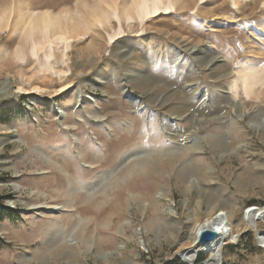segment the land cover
Listing matches in <instances>:
<instances>
[{
  "label": "rangeland",
  "instance_id": "374dc122",
  "mask_svg": "<svg viewBox=\"0 0 264 264\" xmlns=\"http://www.w3.org/2000/svg\"><path fill=\"white\" fill-rule=\"evenodd\" d=\"M157 2L0 0V264H188L200 194L264 204V0ZM178 142L198 175L145 154Z\"/></svg>",
  "mask_w": 264,
  "mask_h": 264
},
{
  "label": "bare ground",
  "instance_id": "6f19581e",
  "mask_svg": "<svg viewBox=\"0 0 264 264\" xmlns=\"http://www.w3.org/2000/svg\"><path fill=\"white\" fill-rule=\"evenodd\" d=\"M160 1L161 0H158L156 5L152 6L151 4L150 7H143L144 11L142 13V18L157 15L161 11L163 6ZM8 130V126L0 125L1 132H7ZM4 142L5 141L3 140L0 141V151L3 149ZM232 145L233 143H228L225 145V148L231 147ZM195 146L197 147L195 143L188 144L178 142L175 145L167 147H150L151 149H147L145 151V154L149 155V158H151L155 162L161 160L164 155H170L169 158L172 160H181V165L180 168H178L177 173L181 178L188 179L190 178V176L198 175L201 172V167L195 163V159L186 161L187 158L185 157L187 156V152ZM184 157L185 159H183ZM254 176L255 175H253V177ZM77 182L79 181L77 180ZM193 183L190 185V187L193 185ZM0 186H2L1 183ZM220 192L212 191L210 193L205 210L203 209V194H200V199L198 200V202L195 204L193 209L187 213V238L180 243L177 251L181 252L182 256L185 258V261L188 264H196L197 259L199 258L201 253L206 254V259L203 264H223L225 247L234 242H238L242 233L245 231H254L258 235L257 240L259 244L264 247V204L245 205L233 200H227L225 196H223ZM246 208L248 209L246 210ZM176 210L179 211L178 206H176ZM177 221L179 222V220ZM204 227L217 229L220 232V236L214 241L196 246L195 241L198 236V230Z\"/></svg>",
  "mask_w": 264,
  "mask_h": 264
},
{
  "label": "water",
  "instance_id": "95a60500",
  "mask_svg": "<svg viewBox=\"0 0 264 264\" xmlns=\"http://www.w3.org/2000/svg\"><path fill=\"white\" fill-rule=\"evenodd\" d=\"M220 232L215 228L204 227L198 230V236L195 241V245H201L218 239ZM221 254V252H220ZM181 256V255H180Z\"/></svg>",
  "mask_w": 264,
  "mask_h": 264
},
{
  "label": "trees",
  "instance_id": "16d2710c",
  "mask_svg": "<svg viewBox=\"0 0 264 264\" xmlns=\"http://www.w3.org/2000/svg\"><path fill=\"white\" fill-rule=\"evenodd\" d=\"M12 195H2V196H0V199L1 200H4V199H6V198H9V197H11Z\"/></svg>",
  "mask_w": 264,
  "mask_h": 264
}]
</instances>
